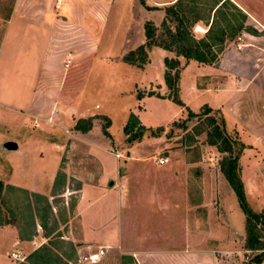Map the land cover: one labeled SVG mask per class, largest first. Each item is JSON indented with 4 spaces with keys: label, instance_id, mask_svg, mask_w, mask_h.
I'll use <instances>...</instances> for the list:
<instances>
[{
    "label": "crops",
    "instance_id": "crops-1",
    "mask_svg": "<svg viewBox=\"0 0 264 264\" xmlns=\"http://www.w3.org/2000/svg\"><path fill=\"white\" fill-rule=\"evenodd\" d=\"M81 1H86L83 8ZM133 1L137 9V21L141 25L149 20L146 18L148 10L139 0ZM142 1L146 6L155 7L154 12H160V7L174 0ZM230 1L245 14V29L225 42L215 64L189 60L183 63V69L186 66L193 68L188 88L195 97L202 96L195 106L199 108L201 104H206L210 108H218L226 127L239 132V141L243 145L264 149V12H260L255 6L252 8L257 12L252 9L249 11L248 6L240 0ZM108 2L109 0H54L53 8L51 3L49 7H45V0H13L0 35V114L6 112L12 118L18 117V114L31 116L34 123L43 121L42 113L47 111L54 118V122H59L51 124L52 127L47 126V136L54 135L56 139L59 138L58 142L49 140L50 148L57 156L53 157L54 165L48 187L46 183L44 189L32 193L35 197L45 199L47 209L55 220L57 216L51 202L53 194L60 197L71 193L75 195L72 212L79 225L76 239L79 246L80 243L83 247L94 246L100 251L115 247L121 253L138 257L140 264H235L225 259V253H231L234 245L232 236L242 233L244 222H195V216L191 212L194 206L190 200L193 188L187 185L192 183L193 176L190 171H185V165L177 171L172 170L171 166H159L164 165L166 160L158 163L157 159L160 157L152 154L154 149H150L149 142L154 137L150 136L125 146L123 132L118 140L110 134L108 113L95 111V107H87L83 102L74 105L68 99L82 90L77 85V76L69 74L74 69L67 71L72 60L66 57H72L76 47L69 46V51L65 49L63 58L58 59L60 62L51 57L57 26L55 23L61 21L76 25H73L74 28L77 27L76 31H80L90 41V50L95 47V42L86 36V31L90 34L93 29H85L83 24L91 18L99 20L100 16L103 17ZM196 26L200 30L195 32L202 36L207 26L195 24ZM142 31L141 25L140 30H137L139 38L133 45L144 42ZM237 44L239 47H236ZM65 58L69 59L66 66ZM182 70L179 73V84L184 76ZM199 75L207 79L199 83ZM214 79L218 80L217 86H211ZM160 81L162 82L161 78ZM56 82L55 85L59 87L53 91L52 86H48ZM149 97L151 96H144L140 100L135 98L136 103H131L127 110L144 103L143 100ZM44 99L48 100L45 106ZM132 111L142 126L150 128L140 120V114L145 111L144 105L141 104V109L134 108ZM97 114L103 115L107 120L104 129L100 123L93 121ZM84 117H92L91 125L86 130L75 129L76 120ZM57 124H62L59 125L63 129L60 136L54 129ZM20 125L23 126L21 123L17 124ZM26 127H30L31 132L37 129L29 124ZM37 131L42 130L39 128ZM60 140L65 141V144H61ZM72 141V144L77 143L84 148L87 169L77 167L72 172L67 162H64L65 180L53 193V182L63 160V150L71 147L72 144L69 146V143ZM13 142L17 146V142ZM122 153L125 154L124 158ZM40 155L37 152L36 159ZM149 160L151 165L147 163ZM255 170L253 168L250 173L240 175L245 194L249 193V189L255 193L260 189V176ZM72 179L78 182L77 186H69ZM2 184L5 185L3 182ZM70 217L68 213L64 222H71ZM33 222L34 228L30 235L19 239L16 232L13 239V246H17L12 252L23 258L26 257L24 246L30 247L29 253L42 244L47 245L51 238L50 234L42 232L40 226V222L47 226V218L34 213ZM122 222H127V226L122 227ZM135 222L147 223L146 230L140 236H136V232L130 228ZM151 222H177L178 226L174 232H164L162 228H157V232L152 228ZM5 224L11 227L10 223H3L0 227H5ZM213 224L220 228L223 236H217L213 232ZM157 226L159 224L155 225ZM169 227L175 228L171 224ZM11 231L15 233L16 230L7 228V235ZM242 251L248 256L255 253L246 248ZM250 264H264V257L259 262Z\"/></svg>",
    "mask_w": 264,
    "mask_h": 264
},
{
    "label": "rangeland",
    "instance_id": "rangeland-1",
    "mask_svg": "<svg viewBox=\"0 0 264 264\" xmlns=\"http://www.w3.org/2000/svg\"><path fill=\"white\" fill-rule=\"evenodd\" d=\"M52 1L45 0V7H49L51 3V6L55 8L53 5L54 0ZM240 1L248 6L249 11L250 9L256 11V9L252 8V6H255L260 12H264V0ZM85 2L81 1L82 8ZM139 2L148 10L146 18L154 24L156 33L159 34L161 31L160 22L163 18V6L159 8L160 12H154L156 10L155 7L146 6L141 0ZM12 4L13 0H0V35ZM208 4L207 0L206 5L202 6L204 12H206ZM260 5L262 6L261 8ZM106 6L103 17L100 16L99 20L91 18L92 20L90 19L83 24L85 29L86 27L90 30L93 29L90 34L86 31V36L95 42V47L90 50H88L90 41L83 37L80 31V33L76 31L78 29L73 27L74 24H67L61 21L55 23L57 26L51 57L60 62L58 59L63 58L62 54H64L65 49L68 50L69 46L73 45L76 47L75 54L72 57H66L72 60L67 71L75 70L69 71V74L77 76V85L82 90L77 95H73V98L68 97V99L73 101L74 105L83 102L87 107H95V111L108 113V116H110L109 132L117 140L122 134V127L129 113H133L132 110L134 108L136 110L141 109V104L144 105L145 111L140 114V120L142 119V122L150 126V128L143 130L140 140L150 138V136L154 137V140L152 139V142H149L150 149L153 148L155 150H153L152 154L156 157L166 158V163L159 166H171L172 170L177 171L181 169L182 165H185V169H187L185 171H190L193 179H191L192 183L190 182V185L187 183V185L195 191H192L190 195L191 205L194 206L191 212L195 216V222H245L244 214L238 206L235 194L219 170V161L225 153L218 152L214 146L205 142L203 128L208 127L206 118L200 114L189 119L186 115V108L193 112H201V107L206 105L201 104L199 108L195 106V103L197 104L202 96L195 97L188 88L189 79L192 80L193 68L192 66H186L183 69V63L185 64L189 60L184 62L182 58H179V73H181L182 69L184 73L181 84L178 83L180 81L179 78L177 81V97L183 103V106H180L166 96L169 90L165 86L162 77V71L164 70L163 58H172L174 53L153 45L147 51L145 63L141 65L142 67L147 66L146 68L135 67L123 62L122 56L140 45L133 44L139 38L137 30L139 31L143 24L140 25V22L137 21V9L133 0H109ZM222 11L232 12L228 6H224ZM211 14L208 21L211 19ZM141 15L139 14V16ZM216 19L219 21L221 18L218 16ZM195 24L202 25L203 23L197 21ZM195 24L191 25L190 29L194 36L199 37L200 35L195 31L200 29L197 26L195 27ZM141 37L142 40H145L143 31ZM218 56L213 64L218 60ZM205 79L207 78L199 75L197 82L200 83ZM217 82L218 80L214 79L211 86H217ZM51 84L47 85L48 87L52 86L51 90H58L59 85H55L57 82ZM137 94H139L138 100L144 96L151 97L143 100L144 103L142 102L140 105L132 107L130 111L127 110L131 103L135 102V98L137 99ZM47 102L48 100L43 106ZM217 111L221 113L218 108H212V112H210V115L214 114L216 121L218 118ZM133 114L135 115V113ZM135 116L137 117V115ZM42 117H44L43 121H35L34 124L31 116L18 114V117L12 118L9 113L0 114V181L5 184L0 194V217L3 221L11 224V227H7V224H5V227H0V264H29L21 255L13 253L12 249L17 246H13L16 232L19 239H25L23 236L32 233L34 213H42L47 218V226L42 228L43 233L47 232V234L51 235L47 245L49 247L54 246L55 248H51L56 252L68 254V264H140L138 257L134 258L129 254L121 253L115 247L100 251L99 248L94 246L83 247L81 243L79 246V243L76 242L79 225L75 221L76 217H73L72 212V205L75 201L73 193L65 195V197L53 194L51 202L58 222L45 207L43 198L35 197V194L32 193L33 191L44 189L46 183L48 187L51 168L54 165L53 157L57 156V153L50 148L49 140L57 141L59 138L56 139L54 135L47 136V126L52 127L51 124L59 122H54V118L47 111L44 114L42 113ZM93 118L95 123H100L102 127H106L107 120L103 115L97 114ZM91 119L92 117H84L81 125H87V122L91 125ZM19 123L23 124V126H17ZM60 123L63 125L67 124V122ZM27 124L29 126L34 125L37 129L31 132V128L29 127L28 129L26 127ZM62 124L54 126L58 136L63 133V129L59 127ZM39 128L42 131H37ZM225 130L226 134L239 140V132L235 131V129H229L225 125ZM5 139H8L7 141H16L17 146L12 149L5 148ZM59 142L65 144V141L60 140ZM73 142H70L69 146ZM123 142V145L127 146L137 141L128 144L123 139ZM243 146L238 157L239 177L245 172L247 174L250 173L253 168L256 169L255 172L260 176V189L256 190V193L254 190L249 189V193L244 194L245 200L253 212L264 216V149ZM37 152H40L41 155L40 158L38 155L36 159L35 154ZM62 155L63 160L61 159L62 161L59 164V169L53 182V193H55L56 187L65 180L63 173L65 171L64 162H67L72 172L77 167L78 169H87L88 166L84 148L77 145V143L72 144L67 149L64 148ZM124 156L125 154L122 153L123 158ZM150 162L151 160L147 163L150 164ZM77 185L78 182L76 183L75 180L69 181L70 187ZM68 213L72 220L71 222H64ZM126 224L127 222L121 223L122 227ZM151 224H153L152 228L157 232H159L157 228H162L164 232H174L178 226L177 222H151ZM156 224H159L160 227H155ZM169 224L175 228L171 229ZM7 228H15L16 231L15 233L11 231L10 235H7ZM130 228H133L136 236H140L146 230L147 223L135 222L133 227L130 226ZM212 230L217 236H223L217 225L213 224ZM243 237L245 238V228L241 234H233V249H231L232 251L229 255L225 253L226 260H230L235 264H248L250 257L254 253H250V256H248L242 251L245 248ZM220 239L222 240V237ZM260 239L264 241L263 237ZM123 242L125 243L126 241L123 240ZM29 248L28 246L23 247L25 249L24 252H26L24 255L27 256L30 253H28ZM254 252L256 251L254 250Z\"/></svg>",
    "mask_w": 264,
    "mask_h": 264
},
{
    "label": "trees",
    "instance_id": "trees-1",
    "mask_svg": "<svg viewBox=\"0 0 264 264\" xmlns=\"http://www.w3.org/2000/svg\"><path fill=\"white\" fill-rule=\"evenodd\" d=\"M208 2L206 12H204L202 6L206 5L207 0H174L170 4L164 5L162 7L163 18L160 22V33H156V27L151 21H144L142 25L144 42L133 50L126 52L121 58L125 63L142 67L141 65L146 61L147 51L153 45L173 52L174 57L163 58L164 70L162 77L165 86L169 90L166 96L180 106H183V103L177 97V81L180 72L179 58H182L184 62L194 60L198 63L213 64L225 42L231 40L240 30L245 29V14L230 0H208ZM224 6H228L232 12L222 11ZM210 14L211 19L208 21ZM218 16L221 18L219 21L216 19ZM197 21L207 25L204 34L199 37L194 36L190 29V26ZM137 99H139V94H137ZM210 112H212V109L207 105L201 107V112H193L186 108V115L189 119L200 114L204 115L208 125V127L203 128L205 142L214 146L218 152L225 153L219 161V170L233 190L238 206L244 214V247L256 251L250 257L248 264L251 262L256 263L264 257V241L260 239L261 237L264 238V216L253 212L245 200L238 166V157L241 148L244 146L237 138L226 134L221 113L216 112L218 113L216 121L214 114L210 115ZM81 122L82 119H78L74 124V128L82 131L90 126L88 122L87 125H81ZM138 123L137 117L133 113H129L122 127L125 141L128 144L139 141L143 130L147 129ZM2 187L3 184L0 181V194ZM43 200L45 201V199ZM45 207H48L46 201ZM40 216L44 215L41 213ZM3 223L10 222L3 221L0 217V225ZM40 226L43 228L45 226L44 222H40ZM51 247L55 248L54 246ZM51 247L42 244L30 252L25 259L29 264H68L69 255L64 252H56Z\"/></svg>",
    "mask_w": 264,
    "mask_h": 264
},
{
    "label": "water",
    "instance_id": "water-1",
    "mask_svg": "<svg viewBox=\"0 0 264 264\" xmlns=\"http://www.w3.org/2000/svg\"><path fill=\"white\" fill-rule=\"evenodd\" d=\"M4 147L7 149H12L16 147V144L13 141L4 142Z\"/></svg>",
    "mask_w": 264,
    "mask_h": 264
},
{
    "label": "built area",
    "instance_id": "built-area-1",
    "mask_svg": "<svg viewBox=\"0 0 264 264\" xmlns=\"http://www.w3.org/2000/svg\"><path fill=\"white\" fill-rule=\"evenodd\" d=\"M236 38H237V40H239L238 37H236ZM236 47H239V44H237ZM68 63H69V59H66L65 62H64V65L66 66ZM165 160H166V158L163 157V158H159V159H157V162H158V163H162V162H164Z\"/></svg>",
    "mask_w": 264,
    "mask_h": 264
}]
</instances>
